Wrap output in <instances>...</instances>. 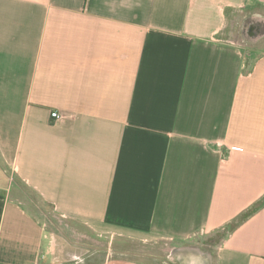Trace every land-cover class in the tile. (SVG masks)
Instances as JSON below:
<instances>
[{
    "label": "crops",
    "instance_id": "obj_1",
    "mask_svg": "<svg viewBox=\"0 0 264 264\" xmlns=\"http://www.w3.org/2000/svg\"><path fill=\"white\" fill-rule=\"evenodd\" d=\"M256 9L264 0H0L13 182L0 186V264H159L102 248L73 262L74 246L107 239L170 244L160 264H264V51L248 61L231 39ZM70 225L93 238L64 242Z\"/></svg>",
    "mask_w": 264,
    "mask_h": 264
},
{
    "label": "rangeland",
    "instance_id": "obj_2",
    "mask_svg": "<svg viewBox=\"0 0 264 264\" xmlns=\"http://www.w3.org/2000/svg\"><path fill=\"white\" fill-rule=\"evenodd\" d=\"M256 11V12H255ZM248 10L242 17H239L235 20L234 27L232 30L231 39L234 43L238 44L247 58L248 61H252L256 58L257 55L261 51H264V11L261 10ZM261 20V23L260 21ZM247 25V26H245ZM243 26H245V30L242 31ZM254 27L251 31H249L250 27ZM258 28V29H256ZM251 29V28H250ZM4 168L0 164V186H10L12 182L11 179L7 178L6 174L4 173ZM17 182V181H16ZM18 183V182H17ZM24 190V194L19 196V199H22L25 207L36 217H38L44 224H46V230L49 231L48 228V208L45 204L29 189L25 188L21 185ZM51 216V215H50ZM75 234H73L70 230L62 229V233L65 238H62L64 242L70 241L72 243H79L80 235L85 234L86 236L91 237L89 234L90 232L81 229L75 225H70ZM217 236V235H216ZM212 238H217V237ZM61 237V236H60ZM77 239V240H76ZM78 241V242H76ZM87 248H82L81 246H72L73 251L76 252V256L73 259V262H80L86 263L88 262V258L90 254L96 252V249L102 248L113 252L114 255H118V251L120 252H131L135 253L130 258H134L136 261L153 263L154 258H148V255H152V257L157 258L156 263H161L167 260L168 250L171 249L172 246L170 244L159 242L154 245L148 246V244H141L138 242H134L133 244L121 240H104L100 241L99 243L90 242L88 243ZM123 257V256H120ZM116 258V256H114Z\"/></svg>",
    "mask_w": 264,
    "mask_h": 264
},
{
    "label": "built area",
    "instance_id": "obj_3",
    "mask_svg": "<svg viewBox=\"0 0 264 264\" xmlns=\"http://www.w3.org/2000/svg\"><path fill=\"white\" fill-rule=\"evenodd\" d=\"M60 114H58L57 112H51V118L52 119H55V120H58L60 119Z\"/></svg>",
    "mask_w": 264,
    "mask_h": 264
},
{
    "label": "flooded vegetation",
    "instance_id": "obj_4",
    "mask_svg": "<svg viewBox=\"0 0 264 264\" xmlns=\"http://www.w3.org/2000/svg\"><path fill=\"white\" fill-rule=\"evenodd\" d=\"M245 26H247V25H245ZM245 26H243L242 31L245 30ZM250 28H251V29H250ZM250 28H249V31H251L254 27L252 26V27H250ZM256 29H258V28H256Z\"/></svg>",
    "mask_w": 264,
    "mask_h": 264
}]
</instances>
